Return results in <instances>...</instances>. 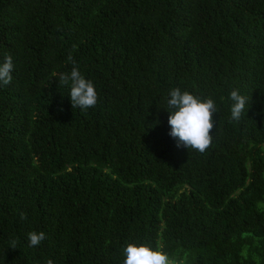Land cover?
<instances>
[{"label":"trees","instance_id":"obj_1","mask_svg":"<svg viewBox=\"0 0 264 264\" xmlns=\"http://www.w3.org/2000/svg\"><path fill=\"white\" fill-rule=\"evenodd\" d=\"M6 55L0 264H123L128 244L264 264V0H0ZM74 66L94 108L59 86ZM174 87L216 103L204 153L169 135ZM232 89L249 97L238 122Z\"/></svg>","mask_w":264,"mask_h":264},{"label":"clouds","instance_id":"obj_2","mask_svg":"<svg viewBox=\"0 0 264 264\" xmlns=\"http://www.w3.org/2000/svg\"><path fill=\"white\" fill-rule=\"evenodd\" d=\"M67 60L75 65L71 54ZM13 58L6 55L0 62V85H8L13 79ZM59 86H70V100L73 108L87 110L94 108L98 103V93L94 83L86 79L77 67H73L70 74L61 73L58 76ZM228 99L230 100V122L240 121L249 107V97L241 94L239 89H232ZM166 109L169 113V133L173 138H178L179 144L189 150L204 153L213 142L212 130L214 128L213 114L218 113L216 103L212 97L202 98L174 87L169 90L166 98ZM63 110V109H61ZM156 123H159L157 119ZM179 146V145H178ZM21 220L26 216L21 214ZM46 239L43 231L28 233L29 247H37ZM12 249L17 248L15 240L10 241ZM123 253V264H171L167 253L159 249H153L147 245L128 244ZM47 264H53L48 260Z\"/></svg>","mask_w":264,"mask_h":264}]
</instances>
